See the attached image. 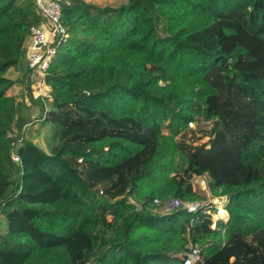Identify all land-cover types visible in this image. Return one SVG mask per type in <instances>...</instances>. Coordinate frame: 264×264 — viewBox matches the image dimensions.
I'll list each match as a JSON object with an SVG mask.
<instances>
[{
  "label": "trees",
  "instance_id": "16d2710c",
  "mask_svg": "<svg viewBox=\"0 0 264 264\" xmlns=\"http://www.w3.org/2000/svg\"><path fill=\"white\" fill-rule=\"evenodd\" d=\"M23 1L0 0V264H184L191 244L205 264H264V0H58L46 149L8 93L42 22ZM194 175L229 218L158 211L199 201Z\"/></svg>",
  "mask_w": 264,
  "mask_h": 264
},
{
  "label": "built area",
  "instance_id": "2783aa9c",
  "mask_svg": "<svg viewBox=\"0 0 264 264\" xmlns=\"http://www.w3.org/2000/svg\"><path fill=\"white\" fill-rule=\"evenodd\" d=\"M37 12L42 17V22L39 25H33L30 29L29 38L27 41L26 59L29 68V77L34 75L37 77L38 88H48L45 82V74L50 67L53 58L56 55L57 47L62 42L66 35L65 28L61 23L62 10L58 0H34ZM36 72H39L36 74ZM40 85V86H39ZM48 94L37 93L36 98L45 100ZM45 110L42 109L40 118L44 116ZM36 119V118H34ZM33 119V120H34ZM190 127H194V121L189 123ZM21 139V132L19 131L16 140ZM15 142L11 144L13 147ZM11 157L15 163H19V157L11 151ZM193 186L199 192L206 190V180L194 175ZM138 208L141 206L132 199ZM154 204L157 208L163 211H170L175 208L185 207L189 211L196 210L200 205H205V202H185L178 198H169L167 200L155 199ZM184 264H205L202 260L200 248L195 245H189V250L184 257Z\"/></svg>",
  "mask_w": 264,
  "mask_h": 264
},
{
  "label": "rangeland",
  "instance_id": "374dc122",
  "mask_svg": "<svg viewBox=\"0 0 264 264\" xmlns=\"http://www.w3.org/2000/svg\"><path fill=\"white\" fill-rule=\"evenodd\" d=\"M21 1L24 2L23 0H21ZM85 1L92 2V3L98 4L100 6H105V5L118 6V5H121L125 2H127V0H85ZM38 73L39 72H36V74H38ZM9 76H14V71H11L9 73ZM44 89H46V88L44 87L41 89L39 87L37 93H40V94L43 93V95L48 94L46 92V90H44ZM11 92H13V90H11ZM22 98H23V96H22ZM27 99L31 103L29 97ZM35 106L38 107V105H35ZM36 112H34V114ZM41 112H42V108L39 110L38 113H36L34 118H36V116H41ZM37 114H39V115H37ZM32 117L27 122L23 121V124L28 123L26 125V127L24 128V129H26V130H24L25 135H26V137L30 136L37 144L41 145V147L46 149L48 138L51 135V128H50V126H47L45 129L42 128V125L40 124V122H33L35 119L33 120ZM210 125H211L210 122H206L202 118H197L196 120H194V127H192V128L198 130L200 128L210 127ZM165 131H166V129H165ZM42 133H45L44 137H43V135L41 136ZM21 134H22V131H21ZM207 139L208 138L205 137V138L201 139L199 141V143H204ZM201 177H203L206 180V190L204 192H199L198 189L195 188L196 193L201 197V199L199 201L205 202V204H212V205L216 206L217 212L212 215V218L214 221H216L218 219H225L226 220L228 218V214H227L226 210L223 208L225 203H226V199L213 197L210 189L208 188V176L205 175V176H201ZM158 211L163 212V210H161V209H159ZM109 219L113 220L112 217H109ZM4 231H5V222H4V219L2 217H0V232H4Z\"/></svg>",
  "mask_w": 264,
  "mask_h": 264
},
{
  "label": "crops",
  "instance_id": "0c3cea01",
  "mask_svg": "<svg viewBox=\"0 0 264 264\" xmlns=\"http://www.w3.org/2000/svg\"><path fill=\"white\" fill-rule=\"evenodd\" d=\"M25 69V75H24V80H23V83H17L15 84L10 90H9V94H12V95H17V99L19 101H24L26 105H31L30 108L26 109V113L28 115V117H26V119L24 121H29L30 118L32 117L34 119V116L36 115V113L39 112V110L41 109L40 107V103L38 102V98H36V95H37V91H38V81H37V77L36 75H34L32 78L29 77V68H28V63H27V59L25 61V65L23 67ZM11 71H14V76H9V73ZM21 74V71L20 70H17V69H11L9 72H8V76L12 79H17ZM40 86V85H39ZM42 89V88H41ZM11 90H13V92H11ZM16 90V91H15ZM46 90V92L48 93V95L50 94V88H46L44 89ZM15 91V92H14ZM31 97H30V96ZM19 96V97H18ZM21 96V97H20ZM23 96V98H22ZM30 99L31 103L28 101V98ZM40 98V97H39ZM35 105H38V107H36ZM37 108V109H36ZM37 111V112H36ZM34 112H36L34 114ZM43 135L44 137V133L41 134V136ZM228 214V212H227ZM228 218H229V214H228Z\"/></svg>",
  "mask_w": 264,
  "mask_h": 264
},
{
  "label": "bare ground",
  "instance_id": "6f19581e",
  "mask_svg": "<svg viewBox=\"0 0 264 264\" xmlns=\"http://www.w3.org/2000/svg\"><path fill=\"white\" fill-rule=\"evenodd\" d=\"M224 211V210H223Z\"/></svg>",
  "mask_w": 264,
  "mask_h": 264
}]
</instances>
